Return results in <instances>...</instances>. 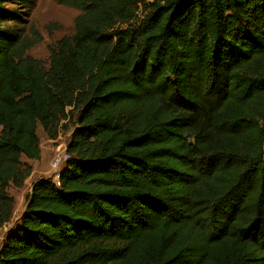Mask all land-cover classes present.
Instances as JSON below:
<instances>
[{
	"label": "trees",
	"instance_id": "1",
	"mask_svg": "<svg viewBox=\"0 0 264 264\" xmlns=\"http://www.w3.org/2000/svg\"><path fill=\"white\" fill-rule=\"evenodd\" d=\"M73 33L26 55L0 0V264H264V0H56ZM24 159V162L21 159Z\"/></svg>",
	"mask_w": 264,
	"mask_h": 264
},
{
	"label": "rangeland",
	"instance_id": "2",
	"mask_svg": "<svg viewBox=\"0 0 264 264\" xmlns=\"http://www.w3.org/2000/svg\"><path fill=\"white\" fill-rule=\"evenodd\" d=\"M30 16L27 21L26 35L34 41L26 55L40 61L44 66L48 64L49 48L56 42L73 33V22L79 12L75 9L61 6L56 0H31ZM36 135L39 144L49 147L48 154L40 162L35 163L34 174L24 182L21 189L9 187L7 194L14 199L13 217L9 224L0 229V246L5 235L17 224L18 218L24 211V197L31 184L38 179L52 177L50 162L61 152L70 138V130L64 131L59 137L48 143L41 128L37 126ZM264 152V146H263ZM40 159V158H39ZM24 162V159H21ZM31 168L32 165L30 164Z\"/></svg>",
	"mask_w": 264,
	"mask_h": 264
},
{
	"label": "built area",
	"instance_id": "3",
	"mask_svg": "<svg viewBox=\"0 0 264 264\" xmlns=\"http://www.w3.org/2000/svg\"><path fill=\"white\" fill-rule=\"evenodd\" d=\"M66 160H67V155L65 153V148H64L61 152L57 153L50 162V169L52 171V180L56 185H59L60 172Z\"/></svg>",
	"mask_w": 264,
	"mask_h": 264
},
{
	"label": "crops",
	"instance_id": "4",
	"mask_svg": "<svg viewBox=\"0 0 264 264\" xmlns=\"http://www.w3.org/2000/svg\"><path fill=\"white\" fill-rule=\"evenodd\" d=\"M47 142L50 143L51 141L48 140ZM39 147H40V159H39V162L38 161H29V162H27V164H29V165L31 164L32 165V171H31V174H30L29 178L34 174L35 163L36 162L40 163L44 159V157H46V155L48 154V152H49L48 149H50L49 147H43L42 144H40Z\"/></svg>",
	"mask_w": 264,
	"mask_h": 264
}]
</instances>
